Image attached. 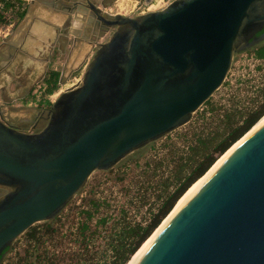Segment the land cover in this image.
<instances>
[{"label": "water", "instance_id": "water-1", "mask_svg": "<svg viewBox=\"0 0 264 264\" xmlns=\"http://www.w3.org/2000/svg\"><path fill=\"white\" fill-rule=\"evenodd\" d=\"M46 2L67 12L90 58L40 129H18L0 105V263L94 171L188 123L223 85L235 54L264 41V0H171L129 15L109 14L98 0ZM25 11L0 47L26 26ZM73 64L69 57L66 69ZM136 264H264V120L201 179Z\"/></svg>", "mask_w": 264, "mask_h": 264}, {"label": "trees", "instance_id": "trees-1", "mask_svg": "<svg viewBox=\"0 0 264 264\" xmlns=\"http://www.w3.org/2000/svg\"><path fill=\"white\" fill-rule=\"evenodd\" d=\"M24 12L20 14V18ZM246 51L254 54L257 58L264 59V41ZM58 81V71L50 70L46 74L43 79L44 88L41 90L40 104L46 107L51 105V101L46 96L58 88ZM204 105H210V114L218 115L216 128L205 133L203 127H195L192 129V137L189 139L186 138V133L179 137H171L170 134L177 129L163 136L159 140L165 139L163 146L166 152L161 156L146 157L144 166L139 171L140 179H143L142 182L156 181L157 186L160 187L154 205L149 207V216L144 221L130 222L125 219L123 214L117 217L99 214L93 224L92 219L99 212L102 204L106 203V200H102L100 197L96 198L92 195L94 192H90L92 196L86 198L88 208L79 210V214L83 215V218L81 217L75 229L70 231V235L73 236L78 247L70 251L67 256L69 262L66 264H127L130 257L135 255L180 198L212 166L217 157L225 153L234 142L264 116V86L251 106L231 105L219 113L220 108L212 105L210 99ZM198 128L199 130H197ZM179 140L186 143L184 148L179 147L181 144ZM157 141L134 152L142 151L148 147L153 148ZM161 167L165 172L158 173L157 170ZM155 178L157 179L155 180ZM139 180L137 179L136 182L141 183ZM123 212L122 207L120 213ZM58 218L59 215L49 221L35 224L22 234L26 237L29 246L25 255L26 264H41L43 261L45 264H53L52 254L47 249L41 250L40 253L39 250L44 244L43 238L52 239L58 231V228L55 227V221ZM109 223H111L110 228L106 231L105 227ZM100 236L102 239L104 238L106 249H94L91 244ZM107 251H110V255ZM33 257L34 259L31 260Z\"/></svg>", "mask_w": 264, "mask_h": 264}, {"label": "rangeland", "instance_id": "rangeland-1", "mask_svg": "<svg viewBox=\"0 0 264 264\" xmlns=\"http://www.w3.org/2000/svg\"><path fill=\"white\" fill-rule=\"evenodd\" d=\"M127 1L130 0H116L114 2L125 3ZM112 4H114L112 5L114 12L116 11V4ZM154 8L156 7L153 6L150 10ZM121 12L127 13L128 11L125 10ZM58 58L57 60L59 62L63 60L61 54L58 55ZM263 86L264 60L257 62L254 54L247 51L237 53L234 56L231 70L225 82L212 95L210 101L212 105L220 108V112L218 111L219 113H222L223 110L231 107V105H236L238 107L251 106ZM63 91L62 87V90L56 92L52 96V101ZM209 107L210 105H202L192 115L188 123L171 133L170 136L174 138L186 133V138L189 139L192 137V129L195 127H203L205 133L216 128L218 115L214 113L210 114ZM197 130H199V128ZM164 140L158 139V141L154 143L153 148L148 147L142 151L127 155L124 160L115 165L112 170L94 171L84 188L78 192L60 212L59 218L55 221V227L58 228V231L52 239L47 237L43 238L44 244L40 247L39 253L41 250L47 249L52 254L51 260L53 264H66L69 262L67 256L70 254L71 250H75L78 247V244L72 238L73 236L70 235V231H73L78 220L81 217L83 218V215L79 214V210L88 208L86 198L92 195L96 198L100 197L102 200L105 199L108 204H102L99 212L92 219L93 224L99 214H107L111 217H117L123 214L127 221H144V219L149 216V207L154 205L160 187L157 186L156 181L142 182L143 179H140L139 171L141 167L144 166L146 157L150 155L161 156L166 152L163 146ZM179 142L181 143L179 147L184 148L186 143L182 140H179ZM161 171L165 172L163 167L157 170L158 173H161ZM137 179H140L139 181H141V183H137ZM156 179L157 178H155V180ZM90 192L94 193L91 195ZM122 207L124 212L120 213V208ZM110 225L111 223L105 227L106 231L109 230ZM92 228H94V225H92ZM103 239L102 236H100L91 243L94 249H106V243ZM27 249H29V246L26 237L20 235L13 242L11 248L5 253L0 264H26L25 255ZM107 253L110 255V251H107ZM132 257H130V260ZM32 259H34V257L31 258V260ZM41 264H45V261L41 262Z\"/></svg>", "mask_w": 264, "mask_h": 264}, {"label": "crops", "instance_id": "crops-1", "mask_svg": "<svg viewBox=\"0 0 264 264\" xmlns=\"http://www.w3.org/2000/svg\"><path fill=\"white\" fill-rule=\"evenodd\" d=\"M46 1L48 0L40 3L36 0L26 8L30 10L26 26L0 47V105L6 109H10L7 104L14 100H31L34 88L38 85L44 86L43 79L50 70L59 72V81L58 88L49 98L62 90V87L63 90L72 87L77 78L82 76L90 58L89 42L81 38L74 42V36L71 35L69 28L71 18L67 16V12L51 8ZM98 1L104 4L105 11L109 14H112L109 10L114 5L112 3L120 4L114 2L116 0ZM121 11H125L123 6L116 8L115 12L129 15L128 12ZM86 34L90 37L92 31ZM102 40L103 38L99 39ZM59 54L63 59L60 62L57 60ZM69 57L78 64L66 69L65 65ZM61 76L63 78L60 82ZM33 109L36 108L21 109L24 121L31 120L34 123L36 119L38 120V115L32 117Z\"/></svg>", "mask_w": 264, "mask_h": 264}, {"label": "built area", "instance_id": "built-area-1", "mask_svg": "<svg viewBox=\"0 0 264 264\" xmlns=\"http://www.w3.org/2000/svg\"><path fill=\"white\" fill-rule=\"evenodd\" d=\"M32 0H1L0 1V43L3 40L4 37L8 36L17 25L20 14L24 12L28 6V4ZM171 0H151V2L148 5H145L143 0H130L125 3L120 2V4H116V8L123 6V8L128 11L129 14H138V13H144L151 9V7H156L154 9H158L160 7H163ZM110 13L116 14V12H113V8L109 9ZM255 60L259 62L260 59L256 56ZM231 70V69H230ZM80 78H77V81L74 83H78L80 81ZM38 90L36 92V98L40 99L41 97V90L44 88V86L38 85ZM51 101V94L46 96ZM52 102V101H51Z\"/></svg>", "mask_w": 264, "mask_h": 264}, {"label": "flooded vegetation", "instance_id": "flooded-vegetation-1", "mask_svg": "<svg viewBox=\"0 0 264 264\" xmlns=\"http://www.w3.org/2000/svg\"><path fill=\"white\" fill-rule=\"evenodd\" d=\"M83 0H72V2L76 3V2H80ZM38 87V86H37ZM34 88L33 90V95H32V99L31 100H14L12 102H10L9 107L10 109H6L5 107V112L6 114L4 115L5 119L15 125L18 129L20 130H24V131H34V130H38L40 129L46 122V118H47V108L45 105L40 104L38 98H36V92L39 91L38 88ZM24 107H34L36 109H33L32 111V117L35 115H38V120L36 119L34 123H32V121H24L23 120V114H21V109ZM4 189V187H0V191ZM7 189V188H5ZM8 251V250H7Z\"/></svg>", "mask_w": 264, "mask_h": 264}, {"label": "bare ground", "instance_id": "bare-ground-1", "mask_svg": "<svg viewBox=\"0 0 264 264\" xmlns=\"http://www.w3.org/2000/svg\"><path fill=\"white\" fill-rule=\"evenodd\" d=\"M264 120V116L254 124V126L247 132L249 133L253 128H255L260 122ZM246 133V134H247ZM245 134V135H246ZM243 135L240 139H238L225 153H223L216 161L215 163L207 170V172L202 175L190 189L180 198V200L176 203V205L172 208V210L168 213V215L161 221V223L158 225V227L152 232V234L147 238V240L144 242V244L140 247V249L137 251V253L133 256L129 264H136L139 259L144 254L147 247L150 245V243L153 241V239L156 237V235L159 233L161 228L165 225V223L169 220V218L173 215V213L177 210V208L181 205V203L186 199V197L191 193V191L196 187V185L201 181V179L245 136Z\"/></svg>", "mask_w": 264, "mask_h": 264}]
</instances>
